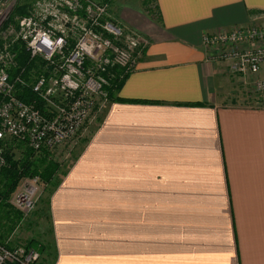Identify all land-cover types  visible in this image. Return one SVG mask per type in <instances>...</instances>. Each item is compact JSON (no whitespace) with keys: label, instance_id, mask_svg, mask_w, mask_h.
I'll list each match as a JSON object with an SVG mask.
<instances>
[{"label":"crops","instance_id":"0c3cea01","mask_svg":"<svg viewBox=\"0 0 264 264\" xmlns=\"http://www.w3.org/2000/svg\"><path fill=\"white\" fill-rule=\"evenodd\" d=\"M152 2L108 1L146 43L50 197L54 264H264V106L203 43L264 0Z\"/></svg>","mask_w":264,"mask_h":264},{"label":"built area","instance_id":"2783aa9c","mask_svg":"<svg viewBox=\"0 0 264 264\" xmlns=\"http://www.w3.org/2000/svg\"><path fill=\"white\" fill-rule=\"evenodd\" d=\"M17 0H0V143L23 142L38 153L81 138L109 104L107 88L135 68L142 42L110 17L104 0H32L26 14L7 23ZM260 25L205 34L203 43L215 58L229 63L232 74L249 80L258 105L264 106V11ZM22 44L30 59L43 63L32 92L43 104H26L16 96L20 77L10 81L15 65L12 48ZM119 71V73H116ZM0 149V168L5 158ZM39 178H24L10 197L12 206L27 214L36 206ZM23 249L0 247V264L18 261ZM38 255L31 251L22 264Z\"/></svg>","mask_w":264,"mask_h":264},{"label":"rangeland","instance_id":"374dc122","mask_svg":"<svg viewBox=\"0 0 264 264\" xmlns=\"http://www.w3.org/2000/svg\"><path fill=\"white\" fill-rule=\"evenodd\" d=\"M31 1L32 0H17L14 10L18 8L19 12L16 14V16L12 17V20H9L7 23L14 24V22L19 17H22L24 12L27 11L28 6L31 4ZM143 2L147 7L146 9L148 10L149 18L155 20L156 16L154 13L155 11L152 0H143ZM110 17H112L111 14ZM117 23L118 25L120 24L118 21ZM120 26L123 27L122 24H120ZM125 32L134 34L142 42V44L146 43V40L137 33L130 31L129 29L126 28H125ZM116 73H119V71H116ZM249 80L250 79L247 80L249 86L248 87L246 86V88L243 87L244 88L243 94H241L238 98H235L234 103L251 104V105L259 104L256 95L254 94L253 88L251 86L250 83L251 81L249 82ZM101 117L102 115H100V118L98 117L96 118L92 127L88 130V132H85L82 135L83 136L82 138L80 133H78L76 139L63 143L60 146H57L56 148L52 149L51 152L47 151L48 154L47 159L49 160V162L58 166V170L54 175L53 183H50L49 181L48 182L43 181L42 179H40V177H38L39 195L36 206L33 209V211L24 214L16 210L10 203V199L8 200V204L10 208L16 213L17 219L14 220L11 226H9L10 230L7 232L5 240L4 239L2 241L0 240V247L7 249L9 251H13L16 249H23L26 252L25 256L31 251L35 252L38 255V257L33 261H31L29 264H54L55 247L53 244L52 226H51V219L49 216L50 197L54 193L57 186L62 181L68 169L75 161L79 151L83 148V146L88 142L90 137L95 132V129L98 127ZM6 140L9 141L10 139H6ZM1 148L3 149V147H0V149ZM40 154L41 153L39 152L36 153V157L40 156ZM20 155L22 154H19V152L17 151L16 158H18V156ZM4 167L5 166L1 167L0 171ZM30 177H35V176H29V178ZM24 178L27 177H23L19 180L17 188L19 187V185L21 184ZM2 222L6 223L4 220ZM30 240H34V242L38 244L37 248L34 249L28 246ZM25 256L19 257L18 261H16L14 264H22L24 260L23 257ZM6 264H12V263H6Z\"/></svg>","mask_w":264,"mask_h":264},{"label":"trees","instance_id":"16d2710c","mask_svg":"<svg viewBox=\"0 0 264 264\" xmlns=\"http://www.w3.org/2000/svg\"><path fill=\"white\" fill-rule=\"evenodd\" d=\"M104 1L108 2L109 0ZM18 12V8L14 10L9 20H12V17L16 16ZM25 14L26 12L22 16ZM12 51L16 53V58L14 67L9 70L10 81L14 82L15 78L19 76L23 82V85L16 84L17 98L26 104L34 103L38 109L43 111L42 102L32 92V84L36 77L42 73L43 63L38 59H30L29 54L20 43L16 44ZM120 82L121 80L113 81L107 88L110 101L113 99L114 90L120 86ZM0 147H3V155L6 161L5 167L0 171V240L2 241L5 240L7 232L10 230L9 226L17 219L16 213L8 204V200L17 188L19 180L23 177L37 176L43 181L53 183L58 166L49 162L46 150H41L40 156L36 157V153L23 142L5 139L0 143ZM17 151L22 154L18 158H16ZM3 220L6 223H3ZM28 246L35 249L38 244L34 240H30Z\"/></svg>","mask_w":264,"mask_h":264}]
</instances>
